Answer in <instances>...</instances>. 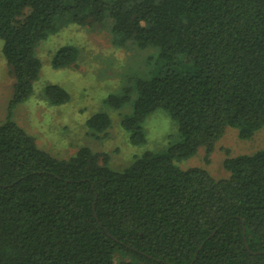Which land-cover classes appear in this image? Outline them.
<instances>
[{"label":"trees","instance_id":"trees-1","mask_svg":"<svg viewBox=\"0 0 264 264\" xmlns=\"http://www.w3.org/2000/svg\"><path fill=\"white\" fill-rule=\"evenodd\" d=\"M67 15L109 29L115 47L156 51L155 72L108 103L120 109L136 92L120 119L134 144L146 141L143 123L159 109L181 140L119 170L88 146L54 157L7 117L0 264H264V148L226 157L222 179L175 164L200 147L210 153L228 127L243 139L264 127V0H0L2 51L15 78L10 109L32 94L36 48ZM77 58L64 46L52 63ZM45 91L53 104L70 100L59 85ZM111 125L108 112L87 120L96 134Z\"/></svg>","mask_w":264,"mask_h":264},{"label":"rangeland","instance_id":"rangeland-1","mask_svg":"<svg viewBox=\"0 0 264 264\" xmlns=\"http://www.w3.org/2000/svg\"><path fill=\"white\" fill-rule=\"evenodd\" d=\"M54 24V30L36 48L41 69L33 83L32 94L13 109L9 105L15 78L4 58L0 39V123L10 117L35 138L41 149L59 159L69 158L80 147L88 146L95 152L107 153L110 166L119 170L129 166L135 156L148 150H167L181 140L169 113L159 109L143 123L146 141L134 144L120 119L133 109L136 92L132 102L120 109L108 103L111 94L121 95L131 88L135 77L155 72L160 66L155 62V50L115 47L109 29L77 24L68 15L56 18ZM64 46L75 47L78 58L70 65L56 68L53 58ZM150 55L154 56L152 63L147 62ZM53 84L64 88L70 100L51 103L45 90ZM96 112H108L112 117V125L104 133H93L87 126V120ZM261 148H264V127L249 139L240 138L236 129L228 127L210 153L200 147L193 156L177 160L175 164L180 169L200 166L214 178L222 179L230 175L223 165L226 157L253 153Z\"/></svg>","mask_w":264,"mask_h":264}]
</instances>
